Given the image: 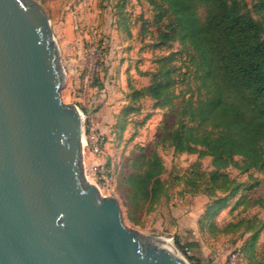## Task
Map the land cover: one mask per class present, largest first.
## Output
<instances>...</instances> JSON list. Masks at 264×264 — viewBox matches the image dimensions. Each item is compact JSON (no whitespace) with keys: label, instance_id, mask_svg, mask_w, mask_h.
Instances as JSON below:
<instances>
[{"label":"rangeland","instance_id":"rangeland-1","mask_svg":"<svg viewBox=\"0 0 264 264\" xmlns=\"http://www.w3.org/2000/svg\"><path fill=\"white\" fill-rule=\"evenodd\" d=\"M40 4L49 18L64 72L61 97L83 115V167L100 186L93 166H105L109 187L101 190L119 203L125 225L143 235L169 239L188 264H264V233L253 244L246 223L264 217V174L244 171L234 157L226 174L240 188L212 218L205 216L210 197L203 194L213 169L208 155L175 151L169 134L173 116L145 96L161 57L179 49L177 42L159 45L155 12L146 0H24ZM257 0H240L242 11L257 20ZM203 15V10H200ZM137 94V97H134ZM103 137L100 153L91 134ZM156 153L164 171L167 195L151 211L129 204L127 177L138 154ZM204 173L202 177L196 175ZM194 181L195 184H192ZM227 182L215 195L227 194ZM192 244L186 252L183 249ZM234 255V256H233ZM194 258L195 260H190ZM198 262V263H197Z\"/></svg>","mask_w":264,"mask_h":264},{"label":"water","instance_id":"water-1","mask_svg":"<svg viewBox=\"0 0 264 264\" xmlns=\"http://www.w3.org/2000/svg\"><path fill=\"white\" fill-rule=\"evenodd\" d=\"M37 2L0 0V264H188L85 178L83 115Z\"/></svg>","mask_w":264,"mask_h":264},{"label":"trees","instance_id":"trees-1","mask_svg":"<svg viewBox=\"0 0 264 264\" xmlns=\"http://www.w3.org/2000/svg\"><path fill=\"white\" fill-rule=\"evenodd\" d=\"M146 1L155 12L158 44L177 42L180 47L158 60L161 65L145 96L173 116L169 134L160 141H171L181 153L211 157L213 169L196 176L208 177L205 216L212 218L240 188L221 172L234 157L241 159L244 171L264 174V0L254 6L260 20L242 11L240 0ZM163 171L154 152L133 159L127 185L135 211H151L167 195ZM225 182L231 185L227 194L216 196ZM246 225L252 250L264 233V217L258 226Z\"/></svg>","mask_w":264,"mask_h":264},{"label":"built area","instance_id":"built-area-1","mask_svg":"<svg viewBox=\"0 0 264 264\" xmlns=\"http://www.w3.org/2000/svg\"><path fill=\"white\" fill-rule=\"evenodd\" d=\"M89 139L92 142L93 151L96 154L100 153L101 150H102V146H103V137L101 135L93 133V134H91ZM92 172H93V174H95L97 176V179L100 182V186L97 185L96 183H95V185L97 186V188L99 189L100 193L102 194L101 190H103V188L109 187V177H108L107 171L105 169V166L104 165H102V166H98V165L97 166H93Z\"/></svg>","mask_w":264,"mask_h":264},{"label":"bare ground","instance_id":"bare-ground-1","mask_svg":"<svg viewBox=\"0 0 264 264\" xmlns=\"http://www.w3.org/2000/svg\"><path fill=\"white\" fill-rule=\"evenodd\" d=\"M83 117V116H82ZM81 140H82V144H83V138L81 137ZM84 174H85V172H84ZM85 178L89 181V182H91V183H93L91 180H89L88 179V177L85 175ZM165 242L172 248V250H173V252L175 253V255H178L177 253H176V251H175V249L173 248V246H172V244H171V241L169 240V239H166L165 240ZM179 256V255H178Z\"/></svg>","mask_w":264,"mask_h":264}]
</instances>
